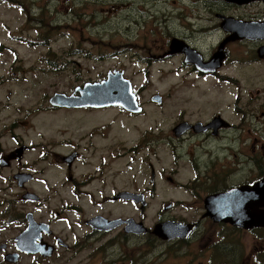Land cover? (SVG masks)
Instances as JSON below:
<instances>
[{
	"label": "flooded vegetation",
	"instance_id": "obj_1",
	"mask_svg": "<svg viewBox=\"0 0 264 264\" xmlns=\"http://www.w3.org/2000/svg\"><path fill=\"white\" fill-rule=\"evenodd\" d=\"M226 1L199 0L195 1L199 2L196 10L165 14L169 20L177 19L180 27L177 31L167 27L166 38L163 39L167 41V49L164 48L159 56H182L184 64L180 71L187 69V74L180 75L179 70L176 74L182 83L176 86L180 91L189 88L190 83H196L197 107L192 111L179 108L175 117L171 114L163 130L164 139H161L176 156L183 157L182 170L176 166L169 171L162 170V167L161 170L156 169V161L152 158L155 155V139L143 140L149 136L147 131L150 129H146L139 143L129 150L137 154L136 148L143 142L142 146L150 155L147 160L146 156L142 160V167L147 164V169L142 171V179L145 180L142 186L138 160L130 162L125 178L106 177L102 171L99 186L92 187L96 178L75 173L76 163L83 159L80 144L70 142L72 149L63 152L60 148L67 146L66 139L57 137L52 141L37 134L41 139L27 140L26 134H14L13 131L9 137L14 146L7 157L0 135V178L7 180L8 176L3 172L17 168V165L20 168L14 176L22 174L21 183L16 181L19 186V215L14 213L5 223L0 220V234L5 235L10 224L19 228V234L24 233L28 227V215L31 214L37 223L44 224L42 239L38 238L37 241L52 247L49 256L16 252L18 260L21 255L31 254L33 260L43 263L44 260H55L69 254V257L76 259L73 264H264V185L262 191L257 189L264 184V92L257 95L258 91L254 93L251 90L250 77L258 72L256 65L252 69L247 68L245 64L234 63V58H230L231 50H237L240 55L242 47L249 45L253 47L246 57V64L261 63L264 59V17L251 19L244 12L226 10L227 5L247 8L256 4L264 6V0ZM189 14L196 18L187 17ZM105 23L102 21V26ZM104 45L107 47L109 44ZM135 45L140 44L134 37H129L126 43L118 44L115 53L125 51L137 64L152 63L154 57L145 53L146 48L141 46L135 49ZM51 58L48 51L45 60L31 62L33 68L30 73L35 82L41 84L44 74L52 73L50 70L57 71L59 62L48 60ZM188 62L193 65L188 67ZM236 64L245 70L242 79L240 68L235 70ZM118 65L114 69L121 71L120 77L132 82L136 101L140 104L141 92L150 82V75H145L142 81L145 85L140 88L131 76L125 74L121 67L123 64ZM3 69L0 68L1 84L7 83ZM9 69L8 80H23L24 64L20 68L10 64ZM73 77L68 82L72 87L70 90L55 91L49 97L52 108L62 110V113L73 109H97L87 105L68 107L51 103L55 94L79 95V89L91 81L90 77L88 80ZM106 79L107 74L102 72L95 80ZM76 80L81 83H75ZM160 95L164 98L162 102H166V97ZM13 105L19 113V103L10 104L0 100V121L2 114ZM113 107L130 117L139 115L144 109L143 105L137 106V111L120 105ZM104 108L108 107L99 109ZM14 124L13 121L10 123ZM110 127V123L106 122L92 133L83 130L81 133L87 138L96 137L95 141H102L108 138ZM104 129L106 133H100ZM34 153L36 158L32 156ZM40 162L46 165L40 166ZM62 167H67L68 174L61 183L69 182L70 192L66 198L59 200L60 204L55 208L43 209L40 203L44 200L34 190V184L47 180L42 176L49 174L50 168L56 170ZM159 180L168 181L166 193H171L170 197L158 199ZM11 188L10 184L0 185L2 202L10 201ZM210 198L213 199L211 207ZM155 199L159 200V208L153 222L149 215L153 212ZM5 216H8V212ZM165 221L180 225V235L163 237L156 234V224ZM139 224H142L141 230ZM8 243H4L7 246L5 250L9 248ZM10 252H15L11 246Z\"/></svg>",
	"mask_w": 264,
	"mask_h": 264
},
{
	"label": "rangeland",
	"instance_id": "obj_2",
	"mask_svg": "<svg viewBox=\"0 0 264 264\" xmlns=\"http://www.w3.org/2000/svg\"><path fill=\"white\" fill-rule=\"evenodd\" d=\"M9 1L11 3L7 0L0 2V68H4L3 73L7 80L5 84L0 83V100L8 101L10 104L19 103L20 112L18 113L17 108L13 105L1 116L0 135L6 146L5 156H9V151L14 146V142L9 137L13 131L14 134H26L27 140L29 138L41 139L37 134L52 141L58 137L66 139L65 142H68L67 146L62 145L60 148L63 152L72 149L70 142L82 146L79 151H81L83 159L76 163L75 173L78 176L88 175L90 178H96L92 187L99 186L102 171L106 177L125 178L129 173L130 162L135 160H138L139 181L142 186V182L145 181L142 179L144 175L142 171L147 169V164L142 167V160L145 156L147 160L150 155L142 146L143 142L136 148L137 154L134 151L129 152V150L132 145L139 143L147 131L146 129H150L147 131L149 136L143 140L155 139L153 144L155 155L152 158L156 161V165L154 164L156 169L161 170L162 167V170L169 171L174 166L180 170L183 169L181 165L183 157L176 156L173 150L161 139H164L163 130L170 121L171 114L175 117L179 108H189L192 111L197 107L196 83H190L189 88L180 91L176 86L182 83L176 74L178 70L180 75L187 74V69L180 71L184 64L182 56L174 54L172 58H164L159 54H163L164 48L167 49V41H163L166 38L167 27L170 26L175 31L180 27V22L177 19L169 20L165 14L169 12L179 14L180 12L196 10L199 2L195 1L199 0ZM226 3L228 4V1ZM102 7L104 12H102ZM226 10L235 13L244 12L250 15L251 19L264 17V6L257 4L251 5L249 8L227 5ZM187 17H192L193 20L196 18L192 14ZM102 21L106 22L104 26H102ZM129 37H134L140 44L135 45V49L142 46L146 48L145 53L154 57L152 63L145 64L142 62L143 66L140 63L137 64L136 60L132 62L131 56H128L125 51L122 54L115 53L118 50V44L120 42L126 43ZM45 42L48 43L45 44ZM104 44L109 45L105 47ZM47 45L51 46L48 47ZM148 47L150 49H147ZM252 47L243 46L240 55L237 54V50H231L230 58H234V63L245 64L251 69L256 65L255 68L258 72L251 75L250 84L252 85V92L258 91L257 95H259L264 92V62H262L264 59L260 64H246V57ZM48 51L53 53L52 59L49 60L59 62V65L63 62L68 64L72 62V64L68 65L70 70L66 71L61 70L58 65L56 72L50 70L52 73L43 75V82L40 84L33 80L30 73L33 67L30 64L32 61L45 60V53ZM97 52L98 54L102 53V59L96 57ZM139 53L144 54L143 51H139ZM119 63L123 64L121 67L125 74L131 76L140 88L145 85L142 82L145 75H150V82L141 92L140 104L135 99V102L131 100L129 106L126 107L137 111V106L142 107L143 105L144 109L140 111L139 115L130 117L122 114L115 107H108L103 110L73 109V111L65 113H62V110L52 108L49 97L55 91L70 90L72 87L68 82L73 80L74 75L79 79L88 80L90 77L93 80L102 75V72L118 67ZM10 64H14L16 68H20L24 64L25 71L22 81L8 80ZM186 65L189 67L193 63L188 62ZM236 65L235 70L240 68L239 73L242 79L245 70L241 65ZM243 81L245 82V80ZM75 83L80 84L81 82L76 80ZM57 84L59 86H56ZM154 93L163 94L166 97V102L165 100L162 102L164 98L160 94ZM129 94L132 96L130 92ZM159 97L161 99L158 101L157 98ZM109 99L110 97L102 102L108 104L107 102H111ZM116 102L123 105L119 99ZM12 121L15 123L14 125H10ZM106 122L111 125L107 139L95 141L96 137L87 138L81 133V130L92 133L95 128ZM100 133H106V130H100ZM133 133L134 135H132ZM124 138L125 141H122ZM87 145L89 146L86 147ZM32 156L36 158L35 153ZM39 165L45 166L46 164L40 162ZM99 166L101 169H98ZM19 168L20 165H17L15 169L5 170L3 173L8 176L7 180L0 178L1 186L12 185L10 195L12 208L14 202L17 201V193L19 192V186L14 179V174ZM97 170L100 173H96ZM48 172L50 175L46 173L42 176L47 179L43 180L47 183L38 181L34 184V190L44 200L40 203L43 209L50 207L53 209L58 206L59 200L68 196L71 186L69 182L61 183L62 180H65L66 173L68 174L67 167L56 170L50 168ZM167 182V180H159V200L172 195L166 193ZM158 199L153 201L154 209L149 215L153 222L155 221V213L159 208ZM84 204L87 206V201ZM18 207H14L13 213L18 214ZM59 224L64 225L60 222ZM18 233V227H10L5 235L0 234V243L9 242L8 250H0V264H73L76 261V259L69 257V254H65L64 257L44 260L43 263H40L36 259L33 260L30 254L28 256L21 255L17 262L13 261L15 256H12L9 260L10 263L6 262L5 254L10 252V246L12 250H16L14 239Z\"/></svg>",
	"mask_w": 264,
	"mask_h": 264
},
{
	"label": "water",
	"instance_id": "obj_3",
	"mask_svg": "<svg viewBox=\"0 0 264 264\" xmlns=\"http://www.w3.org/2000/svg\"><path fill=\"white\" fill-rule=\"evenodd\" d=\"M109 76L111 77V80L109 79L108 81L96 83L94 85L88 86L87 88L85 86L84 89H81L80 88L79 90L81 91V96H79V97H75V96H69V97H67V96H64V95L57 94L54 98H52L51 102L53 104H55V105H66V106H74V105L77 106V105H80V104L81 105L82 104H85V105H88L89 104V105H92V106L93 105L98 106V104H96V103L100 99L102 100V98H100V99L99 98H95L92 95V92H93V89L94 88H95V92H98V88L102 87V88H106V90L109 93L115 94V89H116V84L115 83H117V81L113 77V73H110ZM97 96H99V95H97ZM157 100L159 101L160 98L159 99L157 98ZM111 101H115V99H112ZM112 103H114V102H110L108 104H112ZM100 105H102V103ZM210 214H211V212H210ZM28 218H29V221H30V225H29L27 231L23 235H21V236H19L17 238V240H18L17 247L19 249H21V250H24L25 249L26 251H32L33 250L32 247L33 248L34 247L37 248V244L34 241V237H36L37 236V233L40 232V228H41V226L43 224L36 223L34 221V219H32V217L30 215L28 216ZM170 223H172V222H169V223H166V224H170ZM162 226H164V225H158L157 226L156 233L158 232L157 234L164 236L166 232L163 231ZM169 236H172V235H169ZM31 239H32V241H31ZM5 247H6L5 245L2 246V248H5ZM39 249H41L42 251L45 250L44 247L39 248Z\"/></svg>",
	"mask_w": 264,
	"mask_h": 264
},
{
	"label": "bare ground",
	"instance_id": "obj_4",
	"mask_svg": "<svg viewBox=\"0 0 264 264\" xmlns=\"http://www.w3.org/2000/svg\"><path fill=\"white\" fill-rule=\"evenodd\" d=\"M92 95L95 98H102V96H106V95H108L110 97H113V98L118 97V99L124 100L123 104H125V105H127V102L130 99L129 95L125 92V89L123 88V85H121V84H116L115 94L109 93L106 90V88L100 87V88H98V92H95V88H94L93 92H92ZM97 95H99V96H97ZM212 202H213V199L209 200L210 207L212 206ZM211 214H212V212H211ZM102 224H104V222H102ZM162 229H163V231L166 232L165 236H167V235L180 233L181 227L176 226L174 224H166V225L162 226Z\"/></svg>",
	"mask_w": 264,
	"mask_h": 264
},
{
	"label": "trees",
	"instance_id": "obj_5",
	"mask_svg": "<svg viewBox=\"0 0 264 264\" xmlns=\"http://www.w3.org/2000/svg\"><path fill=\"white\" fill-rule=\"evenodd\" d=\"M33 2H35V0H32ZM58 27H60V25H58ZM49 54L51 55H53V53H51V51H49ZM96 57L98 58V59H102V53H100V54H98V52H97V54H96ZM47 58V57H46ZM52 59V58H51ZM49 60V59H48ZM68 63H61L59 66H60V68H61V70H70V67L67 65ZM13 215H14V213H13V208L11 207L10 208V217L12 218L13 217Z\"/></svg>",
	"mask_w": 264,
	"mask_h": 264
}]
</instances>
